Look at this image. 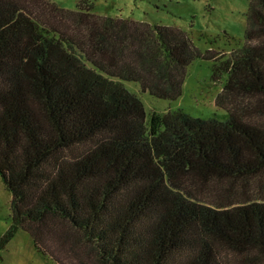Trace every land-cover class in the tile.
I'll use <instances>...</instances> for the list:
<instances>
[{"label": "trees", "instance_id": "1", "mask_svg": "<svg viewBox=\"0 0 264 264\" xmlns=\"http://www.w3.org/2000/svg\"><path fill=\"white\" fill-rule=\"evenodd\" d=\"M199 55L85 1L0 0V246L21 228L55 264H264V0L215 69L221 118L147 116L121 82L177 99Z\"/></svg>", "mask_w": 264, "mask_h": 264}, {"label": "rangeland", "instance_id": "2", "mask_svg": "<svg viewBox=\"0 0 264 264\" xmlns=\"http://www.w3.org/2000/svg\"><path fill=\"white\" fill-rule=\"evenodd\" d=\"M53 1L67 9H76L79 2L85 1L93 7L94 12L101 15L169 25L184 30L200 55L187 66L182 92L177 99H161L142 92L138 82H121L141 99L147 116L152 112L165 113L177 109H182L192 117L223 116L224 111L216 107L215 99L227 74L224 71L216 72L215 69L245 43L250 0ZM10 197L0 177V240L11 225ZM0 264L55 262L41 253L28 232L20 228L4 246H0Z\"/></svg>", "mask_w": 264, "mask_h": 264}]
</instances>
